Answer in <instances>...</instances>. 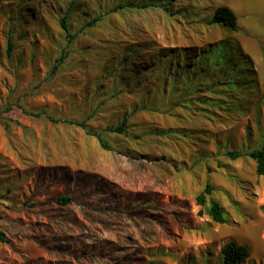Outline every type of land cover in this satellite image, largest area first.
<instances>
[{
    "label": "rangeland",
    "instance_id": "1",
    "mask_svg": "<svg viewBox=\"0 0 264 264\" xmlns=\"http://www.w3.org/2000/svg\"><path fill=\"white\" fill-rule=\"evenodd\" d=\"M163 1L0 0V230L10 240L0 264H221L230 241L248 248L242 264H264V177L249 156L264 142L253 60L264 63V0ZM218 6L237 31L210 25ZM133 176L145 178L148 200L129 203ZM206 183L224 224L197 215ZM160 184L175 192L157 198ZM84 186L100 219L81 205ZM137 211L147 234L136 241L93 229L109 212L114 226L136 228Z\"/></svg>",
    "mask_w": 264,
    "mask_h": 264
},
{
    "label": "trees",
    "instance_id": "2",
    "mask_svg": "<svg viewBox=\"0 0 264 264\" xmlns=\"http://www.w3.org/2000/svg\"><path fill=\"white\" fill-rule=\"evenodd\" d=\"M163 2H164V3H162L163 6H170L171 5L168 3L167 0H165ZM120 8H123V6H121ZM98 21H99V18H95V19L89 21L87 24V27H90V26L96 24ZM209 23H210V25L223 26V27L230 29L231 31H237L236 17L233 14V12L226 6L216 7L212 12ZM61 27L65 30L66 34L71 38L72 35L70 34V32L67 28L66 18L61 19ZM12 48H13V46L11 44V41H9L8 42V51H7L8 54L11 53ZM238 53H240L239 49H238ZM199 57H200V55H199ZM63 59H64L63 56H60V61H62ZM245 60H246V58H245ZM196 63L197 64L195 67H197L200 62L198 61ZM54 69H55V67H54ZM208 89H210V87L204 88V92H205V90L207 91ZM209 91L212 92L211 90H209ZM205 100H208V102H210L212 104L211 105L212 107L215 106L214 102L216 100H213V98L205 97L202 103H204ZM206 105H208V104H205V106ZM208 106L210 107V105H208ZM200 110H202V109H200ZM12 111H13L12 108H7L4 111V113H11ZM202 111H204V110H202ZM80 125L82 126L83 124H80ZM110 131L118 133V134L124 133V130L122 129L121 126H117V127L113 128V130H110ZM98 141H99L100 146L103 149H105V150L110 149V147L106 144V142L100 136H98ZM225 156L230 160H236L241 156V154L239 152H227V153H225ZM249 156L251 157V159L255 163V174L259 177H264V142H263L262 147L260 149L254 150L253 152L250 153ZM213 191H214V189H213L212 185L210 183H206L205 186L203 187V189L194 197V204L201 208L197 211L198 216H202L204 214V212L202 210V208H204L205 214L211 219V221L215 224L221 225V224H224L226 222L225 217H224L225 212H224L221 204L217 200H215L211 197ZM71 200L72 199L69 196H61V197H58L56 199V203L59 205H62V206H67L71 203ZM207 204H208V206H207ZM9 243H10V240L7 237L6 233L4 231L0 230V244H6L7 245ZM220 254H221V264H242L249 257V250L244 245H240V244H237L233 241H230V242L225 243L220 248Z\"/></svg>",
    "mask_w": 264,
    "mask_h": 264
},
{
    "label": "crops",
    "instance_id": "3",
    "mask_svg": "<svg viewBox=\"0 0 264 264\" xmlns=\"http://www.w3.org/2000/svg\"><path fill=\"white\" fill-rule=\"evenodd\" d=\"M245 4H247V2L245 1L244 2ZM243 4V3H242ZM236 9V8H235ZM236 10H238V9H236ZM240 43H242V45L244 46V44H243V42H240ZM253 55H254V57H253V60H254V65H256L255 67H256V70H257V73H258V76H259V78L262 80V81H264V63H262V61H261V59L257 56V55H255L254 53H253ZM207 167H209L208 165H207ZM206 168V167H205ZM204 169V168H203ZM162 180V182L161 183H163V180H165V179H161ZM170 180V179H169ZM109 183H113V182H109ZM128 186H127V188H128V190L127 191H129L131 194L129 195L130 196V202L129 203H131V204H133V199H135V198H137L138 197V199H141L142 200V198H143V196H146V195H148V198H147V200L149 199V197H150V195H149V193H150V191H149V189H148V185H147V182H146V180H145V178H143V176H141V177H139V176H133V177H131L130 178V180L128 181ZM157 187L158 188H152L153 189V191L155 190L156 192H158L159 193V195H158V193L156 194V197L158 198L159 197V199L162 197V196H165L166 194H168V193H172V192H175V186H173V187H171L170 188V186L169 187H165L164 185H162V184H160V185H157ZM94 188H95V191H96V186L95 185H93L92 186V191L93 192H95L94 191ZM90 189H91V187L89 188V187H87V186H84V187H82V189H81V192H80V194H78V195H80L79 196V199H80V201H81V205H83L84 207H86V212H88L90 215H92V217L93 218H97V219H100V213L99 212H97V211H94V209L93 208H90V207H92L91 205H92V203H95L96 201H98L97 200V198H98V196L97 195H91V197H88V195L91 193L90 192ZM203 189V188H202ZM201 191V190H200ZM90 192V193H89ZM88 193V194H87ZM96 193V192H95ZM94 194V193H93ZM152 194H153V192H152ZM198 194V193H197ZM196 194V195H197ZM195 195V196H196ZM194 196V197H195ZM156 197H154L153 196V198H152V196H151V199H155ZM105 199H107V198H105ZM146 200V201H147ZM107 201H110L109 200V198H108V200ZM142 202V201H141ZM107 205H110V202H108L107 203ZM193 205L195 206V207H197L198 208V210L199 209H201L200 207H198V206H196L194 203H193ZM67 206H70V204L69 205H67ZM172 207V208H171ZM173 207L175 208V204L173 205H171L170 206V211H174V210H172L173 209ZM202 210H203V208H202ZM142 211H139V213H138V211L137 212H134V213H132V215L136 218L135 219V221L134 220H132V217L130 218V221H134L133 222V224L136 226V222H138V219H139V221H141V217L142 216H145V215H143L142 213H141ZM136 213H138V215H135ZM204 214H205V210H204ZM206 215V214H205ZM115 216H116V214L114 213V212H109V213H104V215L102 216L103 217V220H104V222H102L103 224V227H98V226H95V227H93V229L95 230H97V231H100V233L102 234V232H104V230L105 231H107V232H109V233H117L119 236L115 239L116 241L118 240V242H120V244L121 243H123L125 240L122 238L123 237V235L124 234H130V236H131V240L132 241H136V240H138L139 238H141V237H144V235H141V232H142V230H141V227L139 228L138 226H136V228L135 227H130V226H128V227H120V228H118V227H116V226H114V221H115ZM79 217H80V221H82V223L84 222V221H87V219L88 218H86L85 217V215L84 214H81V215H78V219H79ZM72 220V219H71ZM143 221H147L146 220V218L144 217L143 219H142ZM70 222H72V221H69V223ZM145 227H147V225L145 226ZM85 230H88V229H85ZM143 233V232H142ZM144 233H145V235L147 234L146 233V231H144ZM143 233V234H144ZM86 234L85 233H82L80 236H79V238H81L82 240H80V241H82V243L84 242V240H85V238H86V236H85ZM103 236V235H102ZM102 236H100L101 238H102V240L100 239V238H98V237H96V236H92L91 238H90V241H92V243H100L101 241H103L104 240V242H106L107 244H112V242H110L113 238H111V240H109V238H104V237H102ZM114 243V242H113ZM134 244V243H133Z\"/></svg>",
    "mask_w": 264,
    "mask_h": 264
},
{
    "label": "bare ground",
    "instance_id": "4",
    "mask_svg": "<svg viewBox=\"0 0 264 264\" xmlns=\"http://www.w3.org/2000/svg\"><path fill=\"white\" fill-rule=\"evenodd\" d=\"M246 2H247V0H246ZM231 7H235L236 9H240V7H242V6H238V5H237V6H233V5H232ZM248 25H249V24H248ZM231 232H232V231H231ZM233 233H234V232H233ZM230 234H231V233H230ZM230 234H228V236H229ZM231 235H233V237H236V234H231ZM231 235H230V236H231Z\"/></svg>",
    "mask_w": 264,
    "mask_h": 264
}]
</instances>
